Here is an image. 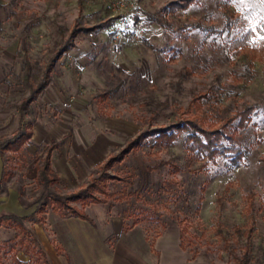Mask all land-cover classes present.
<instances>
[{"label":"rangeland","instance_id":"obj_1","mask_svg":"<svg viewBox=\"0 0 264 264\" xmlns=\"http://www.w3.org/2000/svg\"><path fill=\"white\" fill-rule=\"evenodd\" d=\"M169 1L0 0V139L17 127L21 37L40 66L76 24L120 15L107 29L74 38L55 62L47 93L26 115L35 129L52 122V139L63 137L67 161L85 167L76 185L59 181L57 191L88 183L100 172L96 163L142 134L136 149L107 170L116 177L95 194L123 210L127 223L142 220L150 235L178 228L195 264H264V0H194L163 14ZM247 29L245 44L234 46ZM194 96L212 121L254 106L233 132L244 151L236 163L231 154L198 158L171 127ZM161 126L170 127L158 132ZM45 146L28 141L1 153L0 191L14 186L29 203ZM23 223L32 233L34 222ZM20 235L0 222V262L42 264L36 253L18 249Z\"/></svg>","mask_w":264,"mask_h":264},{"label":"trees","instance_id":"obj_2","mask_svg":"<svg viewBox=\"0 0 264 264\" xmlns=\"http://www.w3.org/2000/svg\"><path fill=\"white\" fill-rule=\"evenodd\" d=\"M193 1L171 0L163 5L160 11L163 14H174L177 10L186 8ZM119 17L120 15H113L92 25L76 24L71 28L67 38L62 43L58 42L56 44L59 45L58 49L53 51L40 66H37V63L29 54L25 34L21 37L20 48L16 51V55L21 62V72L20 76H16L22 86L23 93L15 106L17 111V127L10 137L0 139V155L4 151L17 152L29 141L32 135V121L27 119L26 115L30 113V105L49 83L50 74L56 60L75 46L74 38L100 29H107ZM250 34L251 30L247 29V34L241 38H236L232 44L236 47L240 44H245ZM140 37L142 40H145L144 35L140 34ZM197 97L194 96L181 111L188 114L174 122L171 127H175L177 131L183 133L185 147L193 151L198 158L205 159L206 161H215L217 155L231 154V164L236 163L243 157L244 151L236 143L233 132L237 127H243L249 121L254 106L248 105L242 109H237L231 116L212 121L207 116L205 110L202 109ZM169 127L161 126L157 131L162 132L169 129ZM141 136L142 134H138L133 138L127 139L125 145L116 154L109 155L105 161L97 164L96 167L100 172L94 178L66 194H61L57 191V184L60 178L50 164L51 153L59 147L63 138L47 144L35 163V183L39 188L36 195L29 203H24L20 198L21 194L19 192L21 203L25 206L34 205L32 215L19 216L10 212L0 213V222L14 227L21 234L18 240V249L24 254L36 253L37 257H41V263L44 264V253L30 229L24 225V219H30L33 222L43 221L49 209L56 211L62 217L78 216L87 218L82 208L90 202L104 201L95 192L103 193L104 181L116 177L115 174L107 170L112 168L114 164L121 162L130 152H133L139 145ZM201 195L200 198H202ZM75 203H79V206ZM249 205H251V202H249ZM180 244H182L181 231ZM20 263L15 260V264ZM0 264L2 263L0 262ZM239 264H244V261L240 259Z\"/></svg>","mask_w":264,"mask_h":264},{"label":"crops","instance_id":"obj_3","mask_svg":"<svg viewBox=\"0 0 264 264\" xmlns=\"http://www.w3.org/2000/svg\"><path fill=\"white\" fill-rule=\"evenodd\" d=\"M48 88L49 83L41 94H46ZM53 140L52 122L36 129L35 125L32 127L29 141L47 145ZM59 148L60 145L52 151L50 164L60 181L72 187L74 177L85 167L70 164L65 151ZM102 152L94 155L97 157ZM113 206L104 201L90 202L82 208L87 218L62 217L57 212L52 215L47 211L44 220L34 222L31 229L44 253V264H195L187 259L178 228L165 227L150 235L142 220L127 223L123 210L118 211ZM33 211L34 205L25 206L20 202L14 186L7 185L0 191V213L29 216Z\"/></svg>","mask_w":264,"mask_h":264}]
</instances>
